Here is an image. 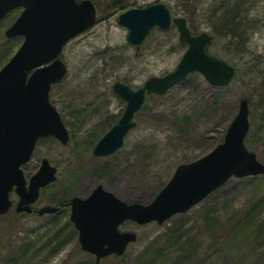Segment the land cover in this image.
Returning <instances> with one entry per match:
<instances>
[{
  "label": "rangeland",
  "instance_id": "1",
  "mask_svg": "<svg viewBox=\"0 0 264 264\" xmlns=\"http://www.w3.org/2000/svg\"><path fill=\"white\" fill-rule=\"evenodd\" d=\"M92 1L96 22L64 45L59 57L67 73L49 92L69 141L38 140L23 172L28 178L47 158L57 178L40 190L33 206L62 208L38 216L17 213L13 207L1 215V264H95L94 255L80 249L66 203L87 196L97 185L128 203L151 202L177 165L203 157L222 142L240 99L247 100L249 110L245 145L264 164V0H123L112 8L106 7L111 0ZM238 2L240 44L232 46L223 15ZM155 3L185 17L193 33L211 35V54L233 66L235 75L226 87H214L192 74L166 94L148 96L124 146L108 157L94 158L95 143L126 105L112 85L121 82L135 89L150 76H163L186 49L175 26L153 29L138 48L127 42V29L117 23V16ZM20 11L14 9L0 20V68L23 41L4 36ZM11 200L15 203L17 197ZM119 230L136 233V241L122 256H107L99 264H264V175L232 178L160 225L127 221Z\"/></svg>",
  "mask_w": 264,
  "mask_h": 264
},
{
  "label": "water",
  "instance_id": "2",
  "mask_svg": "<svg viewBox=\"0 0 264 264\" xmlns=\"http://www.w3.org/2000/svg\"><path fill=\"white\" fill-rule=\"evenodd\" d=\"M121 3L123 0H111L107 7ZM17 8L21 11L4 36L22 37L23 41L0 69V216L12 206L11 192L18 196L15 212L32 213L40 190L57 178V169L47 158L28 180L21 167L31 159L38 139L51 136L61 144L68 143V131L50 103L49 92L67 73L59 57L63 46L94 25L97 17L92 0H0V20ZM117 23L127 29V42L135 48L153 29L167 31L174 25L178 41L186 49L175 68L163 76H150L135 89L121 82L112 85L126 105L119 120L95 143L94 158L108 157L124 146L147 96H162L192 74H200L214 87H226L235 75L233 66L210 53L212 36L192 33L186 19L174 16L164 3L128 9L117 16ZM248 112L247 100L240 99L222 142L203 157L177 165L147 204L123 201L102 185L85 198H71L66 205L78 231L80 249L94 255L95 264L110 255L122 256L137 239L134 232L119 231L123 222L160 225L189 211L231 178L264 175V164L245 145ZM58 210V206L47 205L35 212L43 216Z\"/></svg>",
  "mask_w": 264,
  "mask_h": 264
},
{
  "label": "trees",
  "instance_id": "3",
  "mask_svg": "<svg viewBox=\"0 0 264 264\" xmlns=\"http://www.w3.org/2000/svg\"><path fill=\"white\" fill-rule=\"evenodd\" d=\"M240 12H241L240 11V6H239V2H238V5H237L236 9L233 8L230 11L226 12L225 15H223V18H224V20H226V23H227L226 35L232 38V40L230 41V44H232V46L233 45H238L239 46V44H240L239 41L237 40L238 39V37H237V35H238L237 34V29L241 26L240 24L242 23V20H243L242 19V15L240 14ZM184 81H186V80H184ZM184 81L182 83H184Z\"/></svg>",
  "mask_w": 264,
  "mask_h": 264
},
{
  "label": "flooded vegetation",
  "instance_id": "4",
  "mask_svg": "<svg viewBox=\"0 0 264 264\" xmlns=\"http://www.w3.org/2000/svg\"><path fill=\"white\" fill-rule=\"evenodd\" d=\"M108 6V4L106 5V7ZM108 8V7H107ZM26 164H28V163H26ZM25 164L22 166V170H23V172L25 173ZM24 176H25V178L28 180L31 176H29L28 178H27V176L24 174ZM13 195H15L16 197H17V200H16V202L14 203L12 200H11V196H13ZM9 198H10V200H11V202H12V207H11V209L14 207V209H15V205H16V203H17V201H18V196L14 193V192H11L10 194H9ZM67 204V203H66ZM56 206H58L59 207V210L62 208V206L60 205V204H57ZM67 208H69L70 209V207H67ZM10 209V210H11ZM32 210H33V212L31 213V214H34L35 213V210H36V208L34 207V206H32ZM58 210V211H59ZM125 223V222H124ZM124 223H122V224H124ZM121 224V225H122Z\"/></svg>",
  "mask_w": 264,
  "mask_h": 264
}]
</instances>
